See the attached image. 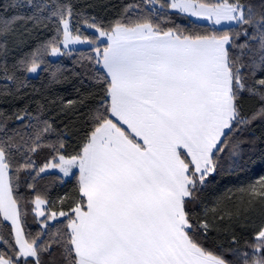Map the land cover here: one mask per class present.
Segmentation results:
<instances>
[{
	"label": "snow or ice",
	"instance_id": "6c2138e0",
	"mask_svg": "<svg viewBox=\"0 0 264 264\" xmlns=\"http://www.w3.org/2000/svg\"><path fill=\"white\" fill-rule=\"evenodd\" d=\"M27 2L32 15L0 26L2 50L7 53L18 21L50 22L54 35L11 69L5 62V79L22 87L25 73L48 70L46 56L71 55V45L89 44L95 56L82 67L101 91L74 154L60 151L62 140L58 148L45 145L52 125L27 108L15 114L22 127L12 134L0 124V221L8 228L7 237L0 234V264H264V223L243 249L226 230L227 248L208 246L226 222L247 221L257 206L264 216V175L240 187L236 200L227 197L231 206L203 202L207 178L224 168L221 154L227 149L229 168L242 170L240 137L264 119V0H148L154 7L147 15L128 4L107 26L75 12L68 0ZM167 9L213 28L192 34L164 27ZM76 17L98 35L74 29ZM223 24L239 30H215ZM245 96L257 101L247 115ZM76 105L69 100L61 110ZM44 146L55 155L37 170L32 156ZM49 169L76 177L58 209L40 194L25 201L19 193L21 173L35 181ZM29 211L41 229L34 235L25 231Z\"/></svg>",
	"mask_w": 264,
	"mask_h": 264
},
{
	"label": "trees",
	"instance_id": "16d2710c",
	"mask_svg": "<svg viewBox=\"0 0 264 264\" xmlns=\"http://www.w3.org/2000/svg\"><path fill=\"white\" fill-rule=\"evenodd\" d=\"M35 2L38 0H33V3ZM68 2L74 6L75 12H82L84 16L89 18L95 17L97 22L103 23L105 26L119 18L124 7L128 4L139 5L136 9V15H147L154 7L148 0H68ZM12 4H15L16 7H10ZM155 8L159 11V5H156ZM166 11L169 20L161 22L164 27L179 25L192 34H204L213 28L211 24L193 21L170 9ZM32 12L33 9L29 7L27 0H0V26L6 19L18 16L27 17L32 15ZM153 19L156 17L154 16ZM45 23L47 26L44 24L36 25L32 21L27 23L16 22L11 25L15 29V34L8 41L7 53L0 46V124L9 134H12L14 130L22 127L18 121H15V114L27 108L33 118L38 116L40 121L47 120L52 125V131L44 137V144H55L58 148V141L62 140L64 148L60 151L65 155H70L78 150L85 132L90 127L88 123L89 106L96 104L101 91V85L91 78L93 73L86 72L85 68L82 67V65L88 64L86 59L88 56H95L92 51L94 46L69 50L71 55L59 56L57 59L46 56L44 67L48 70L40 71L36 76L25 73L24 76L20 77V80L24 81L22 87H18V82L7 81L3 72L5 62L11 69V65L17 59L29 54L51 39L54 35V27L50 22ZM72 23L73 28L79 27L83 35L89 37L98 35L94 29H89L83 23L82 17L74 18ZM229 27L239 30L236 25ZM229 27H216L215 30L220 31ZM53 72H57L60 77L56 82L52 80L51 74ZM259 76L258 73L257 78ZM85 97L88 98L86 103L80 105L79 101ZM69 100L76 101L77 105L74 109L62 111V105ZM242 104L245 115L257 109V101L254 98L245 96ZM32 122L36 123V120L33 119ZM2 135L3 133H0V136ZM240 138L244 141L241 153L244 156V167L242 170L233 172L228 166L227 149L225 153L221 154L225 158L224 168L207 178L203 192V202L209 208L217 201H220L221 206H231L232 201L228 200L227 197L231 196L233 200H236L240 195L238 192L240 187L247 186L259 176L264 175V119L254 120L249 130L242 133ZM53 155L55 152L47 146L39 149L32 156L36 169L42 167ZM32 174L34 175V173ZM20 175L19 193L25 198V201L34 199L36 194H40L50 204L55 203L57 209L59 208V199L70 195L76 186L75 176L66 179L57 172L42 173L35 181L30 178L26 180L25 173ZM76 175H78L77 172ZM26 183H34L35 189H28ZM25 201H22V204ZM201 211H203V207H201ZM261 223H264V216L260 214L257 206L247 221L226 222L221 233L215 235L208 246L213 250H216L220 245L227 248L228 243L224 235L226 230L229 236L233 231L235 232L240 243L234 247L243 249L244 241L251 239L250 233L258 228ZM5 224L6 222L0 221V234L7 237L8 228L4 226ZM24 226L25 231L31 232L33 235L41 230L30 211L24 217ZM50 228H54V224H50Z\"/></svg>",
	"mask_w": 264,
	"mask_h": 264
},
{
	"label": "rangeland",
	"instance_id": "374dc122",
	"mask_svg": "<svg viewBox=\"0 0 264 264\" xmlns=\"http://www.w3.org/2000/svg\"><path fill=\"white\" fill-rule=\"evenodd\" d=\"M171 10V9H170ZM172 11H175V10H172ZM184 15V14H183ZM184 16H186L187 18H189V19H192L193 21H196V22H200V23H207L206 21H203V20H199V19H197V18H195V17H189V16H187V15H184ZM209 24V23H208ZM229 26H233V25H228V24H223L222 26H216V27H220V28H222V27H229ZM93 45H89V44H76V45H71L70 46V49L69 50H75V49H80V48H90V47H92ZM68 50V51H69ZM52 59H57L59 56H56V57H53V56H50ZM38 73H36V74H30L31 76H36ZM74 172H76V171H78L77 169H74L73 170ZM50 172H57V173H59V174H61L62 176H63V173H61V172H59V170L58 169H49V170H47L45 173H50ZM72 177V176H71ZM71 177H65L66 179H70Z\"/></svg>",
	"mask_w": 264,
	"mask_h": 264
},
{
	"label": "crops",
	"instance_id": "0c3cea01",
	"mask_svg": "<svg viewBox=\"0 0 264 264\" xmlns=\"http://www.w3.org/2000/svg\"><path fill=\"white\" fill-rule=\"evenodd\" d=\"M76 172L78 173V171H76ZM76 172H75V173H76Z\"/></svg>",
	"mask_w": 264,
	"mask_h": 264
}]
</instances>
